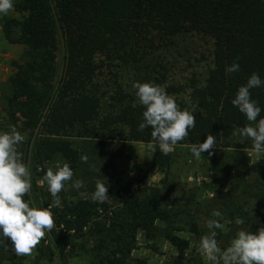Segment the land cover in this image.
<instances>
[{"label":"trees","instance_id":"1","mask_svg":"<svg viewBox=\"0 0 264 264\" xmlns=\"http://www.w3.org/2000/svg\"><path fill=\"white\" fill-rule=\"evenodd\" d=\"M16 8L23 13L21 19L6 16L2 20L7 41L25 45L24 60L15 62L10 77L9 104L32 131L35 165L46 169L60 158L59 164H69L74 172L80 157L71 136L120 142L106 159L109 198L94 201V185L75 189L74 197L51 209L55 227L48 233L53 243L62 251L73 249L76 238L89 235L95 240V264H147L132 255L138 248V235L155 240L158 221L169 220L170 214L163 207L159 187L133 190L131 143H156L153 164L163 172L170 167L173 152H160L150 127L138 131L145 109L136 91L118 87L110 96L113 111L101 116L103 99L95 79L105 65L99 64L98 58L105 55L136 66L178 34L209 36L214 42V66L204 84L194 80L188 86L163 85L160 80L158 85L169 95L190 87L187 98L174 99L181 109L196 106L195 127L177 144L203 143L210 133L216 141V149L210 150L214 154L219 148L233 146V132L249 123L232 104L238 88L253 72L264 80V0H18ZM59 35L66 58L56 82ZM234 61L240 70L226 73ZM251 96L262 109L258 119L264 118V85L251 89ZM245 144L252 148L250 139ZM249 171L264 174V158L251 164ZM52 202L50 194L43 207ZM242 218L252 229L264 226L258 217ZM217 230V236L223 238L222 230ZM166 238L178 250L177 263L185 264L190 240L173 233H167ZM54 254L50 252L49 260ZM7 261L23 264L11 241L1 234L0 264Z\"/></svg>","mask_w":264,"mask_h":264},{"label":"rangeland","instance_id":"2","mask_svg":"<svg viewBox=\"0 0 264 264\" xmlns=\"http://www.w3.org/2000/svg\"><path fill=\"white\" fill-rule=\"evenodd\" d=\"M17 3L18 0H13V9L7 15L0 14V132L10 131L11 126H15L24 136V141L17 148L22 153L23 161L29 165L32 177V189L24 199L29 198L36 207H43V201L51 193L46 182H39L43 181L49 167L56 170L55 166L61 159L56 158L46 169L35 165L31 151L32 131L24 126L19 114H13L9 104L12 94L10 77L15 71V62L24 60L25 45L7 41L2 30V20L6 16L23 17V13L17 11ZM65 58L64 42L59 35L56 82L62 75ZM98 63L105 65L100 68L95 79V88L102 94L101 116H104L113 111L109 107L110 96L120 86L124 91H136L133 87L136 82L158 84L162 80L163 85L188 86L196 80L198 84H204L210 68L214 66V42L209 36L200 33H181L136 66L105 55L99 56ZM190 90L187 87L185 92L171 96L187 98ZM70 139L80 160L72 180L66 182L64 190L58 194L61 201L74 197L75 188L72 183L76 179L82 180L84 185L94 187L96 180L102 179L106 185V159L120 144L118 140L111 139L96 140L80 136H71ZM232 140L233 146L219 148L212 155L202 153L199 160L192 154L191 145L177 144L172 151V163L166 172L153 164V151L148 148V142L131 143L130 173L133 190L159 187L163 207L170 214L169 220L158 221L159 233L155 240H147L142 234L138 235V248L132 253L134 257L145 259L147 264H178V250L166 238L167 233H173L190 240L185 264H206L198 251V244L200 237L209 232L206 221L214 218V209L219 210L224 217L221 221L225 223L222 229L224 236L221 239L217 236L221 249L230 244L240 228L258 232L259 228L252 229L246 221L243 225H236L235 219L246 215L264 221V174L249 171V166L264 158V153L256 154L245 144L248 139L239 135H234ZM84 156L88 158L87 163L81 159ZM193 223L198 228H194ZM75 241L73 249L66 247L62 251L46 231L31 254L18 255V260L22 258L23 264H95L92 250L94 237L85 235ZM51 251L55 254L49 260ZM6 264L11 262L7 261Z\"/></svg>","mask_w":264,"mask_h":264},{"label":"clouds","instance_id":"3","mask_svg":"<svg viewBox=\"0 0 264 264\" xmlns=\"http://www.w3.org/2000/svg\"><path fill=\"white\" fill-rule=\"evenodd\" d=\"M13 7V0H0V14L7 15ZM239 70V63L234 61L226 68V73ZM262 85L264 80L258 73L253 72L247 83L238 88L232 100V104L238 107L249 122L244 127L237 128L233 135L250 139L252 150L256 154L264 153V118L258 119L262 109L258 101L252 99L251 89ZM133 87L136 89L138 102L145 109L138 131L150 127L152 140L158 143L160 152L168 155L178 142L188 137L189 129L195 127L196 117L193 113L196 112V106L181 109L163 86L152 82H136ZM24 139L15 126H11L10 131L0 132V233L11 241L12 250L21 256L30 255L44 238L46 231L50 232L55 227L54 213L51 209L60 206L61 199L58 194L64 190L66 182L71 181L74 175L67 163L63 165L57 163L55 171L49 167L43 181L39 183H47L53 197L52 204L48 207H36L33 201H25V195L32 189V177L29 165L23 161L22 153L17 148ZM243 142L242 139L241 143ZM215 144V136L209 133L203 143L191 145V152L199 160L204 152L212 155L210 150L216 149ZM148 148L155 152L156 143H149ZM81 159L87 163L86 156ZM72 187L79 190L84 187V182L76 179ZM108 188L102 179H97L91 198L98 202L106 201L109 198ZM212 217L214 218L206 221L208 234L201 236L198 244V251L206 264H264V226L256 233L240 228L230 244L221 249L216 230L224 229L225 223L221 222L224 217L216 209L212 211ZM244 223L241 217L235 219L236 225Z\"/></svg>","mask_w":264,"mask_h":264}]
</instances>
